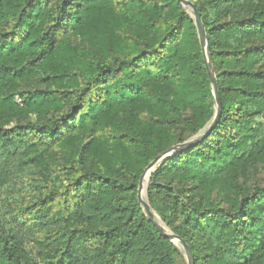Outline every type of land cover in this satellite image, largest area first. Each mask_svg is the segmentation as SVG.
<instances>
[{
	"label": "trees",
	"instance_id": "1",
	"mask_svg": "<svg viewBox=\"0 0 264 264\" xmlns=\"http://www.w3.org/2000/svg\"><path fill=\"white\" fill-rule=\"evenodd\" d=\"M188 1L219 113L147 200L194 264H264V0ZM213 114L179 0H0V264H187L137 187Z\"/></svg>",
	"mask_w": 264,
	"mask_h": 264
},
{
	"label": "water",
	"instance_id": "2",
	"mask_svg": "<svg viewBox=\"0 0 264 264\" xmlns=\"http://www.w3.org/2000/svg\"><path fill=\"white\" fill-rule=\"evenodd\" d=\"M182 5L190 9V13L192 15V18L197 26L198 29V35L199 40L201 42L203 53H204V61H205V67L207 70V74L210 81V87L213 97V104H214V114L211 117V119L205 124V126L199 131L196 135L191 136L184 142L172 146L170 149L160 153L157 155L154 159H152L149 164L145 167L143 173L141 174L138 182L137 187V196L138 201L142 206L143 213L147 216L149 221L152 223V225L155 227V229L160 233L161 235L167 237L171 242H173L175 245L179 247V249L183 252L185 261L187 264H194L193 262V256L191 254V251L188 247V245L176 234L172 233L162 222V220L156 215V213L151 209L148 200H147V194L146 189L148 186V180L153 172V170L167 157H169L174 152L180 151L181 149L195 144L197 141H199L209 130L212 128V126L215 124V121L218 117L219 108H220V100L219 95L216 88L215 83V77L212 71L211 62L209 60L208 56V38L205 35L203 23L200 19V16L195 8V5L188 0H179ZM203 131V134L199 136V134ZM146 178V179H145Z\"/></svg>",
	"mask_w": 264,
	"mask_h": 264
},
{
	"label": "rangeland",
	"instance_id": "3",
	"mask_svg": "<svg viewBox=\"0 0 264 264\" xmlns=\"http://www.w3.org/2000/svg\"><path fill=\"white\" fill-rule=\"evenodd\" d=\"M154 170H155V169H154ZM154 170H153V171H154Z\"/></svg>",
	"mask_w": 264,
	"mask_h": 264
},
{
	"label": "bare ground",
	"instance_id": "4",
	"mask_svg": "<svg viewBox=\"0 0 264 264\" xmlns=\"http://www.w3.org/2000/svg\"><path fill=\"white\" fill-rule=\"evenodd\" d=\"M146 179V178H145Z\"/></svg>",
	"mask_w": 264,
	"mask_h": 264
}]
</instances>
